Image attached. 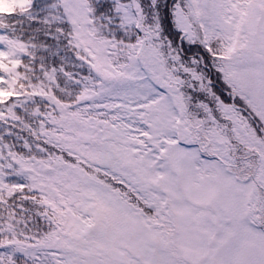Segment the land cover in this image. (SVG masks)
I'll return each instance as SVG.
<instances>
[{
	"label": "snow or ice",
	"instance_id": "1",
	"mask_svg": "<svg viewBox=\"0 0 264 264\" xmlns=\"http://www.w3.org/2000/svg\"><path fill=\"white\" fill-rule=\"evenodd\" d=\"M0 264H264V0H0Z\"/></svg>",
	"mask_w": 264,
	"mask_h": 264
}]
</instances>
